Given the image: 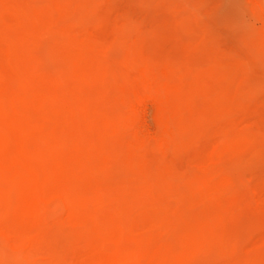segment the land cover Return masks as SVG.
I'll use <instances>...</instances> for the list:
<instances>
[{
	"label": "rangeland",
	"instance_id": "obj_1",
	"mask_svg": "<svg viewBox=\"0 0 264 264\" xmlns=\"http://www.w3.org/2000/svg\"><path fill=\"white\" fill-rule=\"evenodd\" d=\"M0 10V191L16 163L30 181L9 200L31 210L27 223L21 209L2 216L0 198V264H264V0H0ZM9 215L22 217L20 243Z\"/></svg>",
	"mask_w": 264,
	"mask_h": 264
},
{
	"label": "bare ground",
	"instance_id": "obj_2",
	"mask_svg": "<svg viewBox=\"0 0 264 264\" xmlns=\"http://www.w3.org/2000/svg\"><path fill=\"white\" fill-rule=\"evenodd\" d=\"M17 8H18V7H17ZM28 8H29V7H28ZM28 8L26 9V10H27L26 12H28ZM34 9H35V8H34ZM37 9H38V8H37ZM18 10H19V9H18ZM23 10H25V9H23ZM1 11H2V10H0V12H1ZM31 11H32V10H30V12H31ZM36 11H37V10L35 9V12H36ZM14 12H15L16 14H18L16 11H14ZM22 12H23V11H22ZM22 12H21V13H22ZM26 12H23L22 15H20L21 18H22V17H25V15H26L25 19H26V18L28 19ZM35 12H34V13H35ZM16 14H15V15H16ZM2 16H3V15H2ZM20 16H19V14H18L17 17L20 18ZM30 16H31V15H30ZM43 16H45V15H43ZM35 17H36V16H35ZM16 19H17V18H16ZM27 19H26V20H27ZM31 19H33V16H31V18H30L29 20L31 21ZM13 20H15V18H14ZM26 20H25V21H26ZM21 21H23V20H21ZM30 21H29V22H30ZM26 22H28V20H27ZM22 23H23V22H22ZM26 24H27V23H26ZM21 26H22V25H21ZM21 26H19L18 28H22V27H24V26H22V27H21ZM25 26H26V25H25ZM16 27H17V26H16ZM26 27H28V26H26ZM1 32H2V31H1ZM1 32H0V33H1ZM2 33H3V32H2ZM14 38H16V37H13V39H14ZM13 45H15V44H13ZM11 47H12V46H11ZM11 49H12V48H11ZM16 56H17V55H16ZM6 59H8V58L6 57ZM13 59H14V57H13ZM20 59H21V58H20ZM13 61H14V63L16 62L15 60H13ZM13 61L11 62V64L13 63ZM29 81H30V80H29ZM36 84H37V83H36ZM36 84H35V85H36ZM35 89H37V88H35ZM30 91H31V89H30ZM27 92H28V95H29V96H30V94H31L32 96L34 95V94H32V93H29V91H27ZM22 95H23V94H22ZM17 96L20 97V95H17ZM17 96H15V97H17ZM44 97H45V96H44ZM27 98H28V97H27ZM38 98H39V97H38ZM45 98H47V97H45ZM15 99H16V98H15ZM15 99H14V100H15ZM32 100H33V99H31L30 102H31ZM49 100H50V99H49ZM49 100L47 101V103L49 102ZM51 102H53L52 99H51ZM35 104H37V103H35ZM44 105H46V104H44ZM181 105H182V104H181ZM31 110H32V109H31ZM6 111H7V110H6ZM25 111H26V110H25ZM28 111L30 112V109H29ZM29 112L26 111V113H28V115H29ZM6 114H7V113H6ZM9 118H10V117H9ZM25 118H26V117H25ZM25 118H22V119H25ZM26 120H27V119H26ZM3 121H4V120H3ZM5 121H6V120H5ZM32 124H33V123H32ZM2 125L4 126V124H2ZM1 127H2V126H1ZM24 127H25V126H24ZM2 128H3V127H2ZM4 128H6V127L4 126ZM4 128H3V129H4ZM3 129H2V130H3ZM22 129H23V128H22ZM5 130H6V129H5ZM7 132H8V130H7ZM40 132H41V131H40ZM56 132H58V131H56ZM58 133H60V132H58ZM58 133L56 134V136L58 135ZM61 133H62V132H61ZM41 134H42V133H41ZM12 135H13V134H12ZM62 135H64V134L62 133ZM13 137H14V135H13ZM58 137H59V136H57V138H58ZM1 138H2V137H1ZM1 138H0V140H2ZM36 138H37V137H36ZM38 138H39V137H38ZM40 138H41V137H40ZM46 138H47V137H46ZM48 138H49V141L53 140V141H51V143H54V138H53V139H50L51 136H48ZM12 140H13V142H11V144H14V143H15V139L13 138ZM45 140H46V139L44 138V141H45ZM83 140H84V139H83ZM83 140H81V141H83ZM7 141H8V140H7ZM10 141H11V140H10ZM41 141H42V140H41ZM59 141H60V140H59ZM64 141L66 142V140H64V139H63L62 141H60V142L63 143L64 150L66 149V151H68V150L70 149V148L67 149L69 145L67 146V144H64ZM79 141H80V140H79ZM4 142H6V141H4ZM36 142H37V141H36ZM44 143H45V142H44ZM51 143H49V144H51ZM66 143H67V142H66ZM82 143L85 144V146H86V143H87V142L84 140ZM7 144H8V143H7ZM15 144H17V143H15ZM31 144H32L31 146H35L33 143H31ZM41 144H42V143H41ZM17 145H19V144H17ZM0 146H1V145H0ZM61 146H62V145H61ZM66 146H67V148H66ZM7 147H8V146H7ZM55 147L57 148V146H55ZM59 147H60V146H59ZM59 147H58L57 149H59ZM63 147H61V148H63ZM0 148H1V147H0ZM3 148H4V147H3ZM29 148H30V146H29ZM42 148H43V147H42ZM51 148H53V147H51ZM82 148H83V147H82ZM85 148H86V147H85ZM30 149H32V147H31ZM34 149H35V147H34ZM36 149H37V148H36ZM48 149H49V148H48ZM57 149H56V150H57ZM80 149H81V148H80ZM89 149H90V148H89ZM3 150H4V149H3ZM37 150L39 151V149H37ZM53 150H54V148L52 149V151H53ZM86 150H88V149H86ZM91 150H92V149H91ZM59 151H60V150H59ZM62 151H63V150H62ZM75 151H76V150H75ZM88 151H89V153L92 154V152H91L90 150H88ZM11 152L14 153L12 150H11ZM43 152H44V151H43ZM50 152H51V151H50ZM60 152H61V151H60ZM79 152H80V151H79ZM19 153H20V152H19ZM19 153H17V154L15 153V154L17 155V159H18V156H20V157H24L21 153H20V154H19ZM85 153H88V152H85ZM4 154H5V153H4ZM4 154H3V155H4ZM23 154H24V153H23ZM55 154H56V153H55ZM66 154H67V153H66ZM91 154H90V155H91ZM3 155H2V156H3ZM26 155H27V153H26ZM35 155H36V154H35ZM35 155H34V156H35ZM85 155H86V154H85ZM12 156H13V155H11V157H12ZM45 156H46V155H45ZM60 156H61V155H60ZM72 156H76V155H72ZM7 157H8V156H7ZM7 157H6V158H7ZM50 157H51V155L49 156V158H50ZM66 157H67V155H66ZM3 158H4V157H3ZM13 158H14V157H13ZM42 158H43V157H42ZM51 158H52V157H51ZM78 158H79V157H78ZM11 159H12V158H11ZM17 159H16V160H17ZM21 159H22V158H21ZM63 159H64V158H63ZM74 159H76V158H73V160H74ZM1 160H2V159H1ZM1 160H0V161H1ZM9 160H10V159H9ZM25 160L28 161V162L34 163V161H33L34 159H30V160H28V158L26 157ZM35 160H36V159H35ZM43 160H44V159H43ZM64 160H65V159H64ZM73 160H71V162H72V165L75 164V166H72L71 168L74 169V167H75V168L79 169V167H77L76 163H74ZM79 160H80V159H79ZM17 161H19V160H17ZM81 161H82V160H81ZM36 162H37V160L35 161V164H36ZM48 162H49V161H48ZM56 162H57V161H56ZM71 162H70V164H71ZM7 163H9L8 160H7ZM7 163H6V166H7V167H5V168H8ZM61 163H62V162H61ZM63 163H65V162L63 161ZM78 163H79V162H78ZM9 164L12 165V163H9ZM15 164H16V163H15ZM15 164L13 163L12 168H11L12 170L9 171V172H10L9 175L12 176V180H9V179H8V177H9V176H7L8 171L5 170V171H6L5 173H7L5 176H7L8 181H10V182L13 183V184H12V187H13V188L11 187V185L9 186V188L11 187L12 190H13V189L15 188V186H17V187L20 186V189H21V190L23 189L24 191H26L27 188H28V187H27V185H28L27 183L30 181V180L28 179V178H29V175L27 174V175H28V178L26 177L27 175H26L25 177H22V175H21L19 172H17L18 169H17V171H16L17 174H16L15 172H12L13 170H16V167H17V166H16ZM18 164H19V163H18ZM25 164H28V163H25ZM37 164H38L37 166L41 167V165H40L38 162H37ZM4 165H5V164H4ZM33 165H34V164H33ZM58 165H59V164H58ZM66 165H67V164H66ZM87 165H88V164H87ZM15 166H16V167H15ZM35 166H36V165H35ZM37 166H36V167H37ZM42 166H43V165H42ZM10 167H11V166L9 165V169H10ZM55 167H56V166H55ZM64 167H65V165H64ZM32 168H33V167H32ZM48 168H49V167H48ZM66 168L69 169V167H66ZM35 169H36V168H35ZM61 169H63V168H61ZM38 170H39V169H38ZM42 170H43V168H41V170H40V171H41L40 174H41V175H45L46 173H44V171L42 172ZM52 170H54V169L52 168ZM66 170H67V169H66ZM84 170H87V167H86L85 169H83V170H80V171H84ZM28 171H29V170H28ZM61 171H62V173L65 172V171H63V170H61ZM61 171H60V172H61ZM77 171H79V170H77ZM80 171H79V172H80ZM11 172H12V175H11ZM36 172H37V169H36ZM53 172H54V171H53ZM53 172H50V173L53 174ZM60 172H59V173H60ZM79 172H76V170H75V173H74V175H76L75 177H74V175H73V177L70 175V176L73 178V180L71 179L72 181H74V180H79V179H78V176H77L78 174H81V172H80V173H79ZM5 173H2V174H5ZM18 173H19V174H18ZM37 173H38V172H37ZM47 173H48V171H47ZM50 173H49V174H50ZM69 173H70L69 171H68V173L65 172V174L62 176V178H64V176L67 175V174H69ZM76 173H77V174H76ZM0 174H1V173H0ZM15 174H16V175H15ZM13 175H15V176L13 177ZM18 175H19V176H18ZM20 175H21V176H20ZM30 175H32V174H30ZM50 175H51V174H50ZM61 175H62V174L60 173V176H61ZM3 176H4V175H3ZM47 176H48V175H47ZM54 176H55V172H54ZM54 176H53V178H52V176H50V177H51L52 179H54ZM56 176H57V175H56ZM68 176H69V175H68ZM79 176H80V175H79ZM20 177H21V178H20ZM32 177H33V176H32ZM41 177H42V176H41ZM0 178H1V180L4 179V177H2V176H0ZM33 178H35V177H33ZM48 178H49V176L47 177V179H48ZM60 178H61V177H60ZM62 178H61V179H62ZM65 178H67V176H65ZM170 178H171V177H170ZM43 179H44V177H43ZM68 179H69V178H68ZM28 180H29V181H28ZM36 180H37V179H36ZM55 180H56V177H55ZM55 180H54V181H55ZM63 180H64V179H63ZM167 180H168V179H167ZM167 180H166V181H167ZM38 181H40V180H39V177H38ZM49 181H51L50 178H49ZM54 181H53V182H54ZM72 181H71V182H72ZM161 181H162V180H160V183H161V184L159 183L160 185H162V182H161ZM166 181H165V182H166ZM74 182H76V181H74ZM152 182H153V181H152ZM152 182H151V183H152ZM163 182H164V181H163ZM33 183H34V182H33ZM37 183H38V182H37ZM72 183H73V182H72ZM35 184H36V183H35ZM141 184H143V182H141ZM153 184H154V183H153ZM159 184H157L156 186L154 185V186H155V187H158V188H159V187L162 188L163 186H166V185L159 186ZM165 184H166V183H165ZM41 185H43V184H41ZM48 185H49V184L45 185V187L48 186ZM34 186H35V185H34ZM152 186H153V185H152ZM38 187H39V186H38ZM57 187H58V186H57ZM61 187H62V186H61ZM64 187H65V186H64ZM47 188H49V187H47ZM160 188H159V189H160ZM164 188H165V187L162 188V191L164 190ZM16 189H17V188H16ZM32 189H33V188H32ZM32 189H31V190H32ZM35 189H36V188H35ZM35 189H34V190H35ZM56 189H57V188H56ZM62 189H63V188H62ZM77 189H78V188H77ZM93 189H95V188H93ZM99 189H100V188H99ZM139 189H140V187H139ZM172 189H173V188H172ZM2 190H3V189H2ZM12 190L10 189L9 192L11 193ZM34 190H33V191H34ZM46 190H47V189H46ZM63 190H64V189H63ZM90 190H91V188H89V191H90ZM125 190H126V189H125ZM154 190H156V189L154 188V189H153V192H154ZM174 190H176V188H175ZM24 191H19V192H20V193H22V192L25 193ZM36 191H37V190H36ZM69 191H70V189H69ZM69 191H68V190H65V191H63L62 194H63L66 198H68V200H71L70 197H72V194L70 195V192H71V191H70V192H69ZM119 191H121V189H119ZM138 191H139V190H138ZM151 191H152V190H151ZM166 191H167V190H166ZM166 191L164 190L165 193H166ZM168 191H169V190H168ZM9 192H8V191L6 192V189H5V191H0V193H2V195L6 194V196H8V195L10 194ZM15 192H16V191H15ZM27 192H28V191H27ZM37 192H38V194H39V191H37ZM72 192H73V191H72ZM164 192H163V193H164ZM174 192H175V191H174ZM8 193H9V194H8ZM35 193H36V192H35ZM47 193H48V192H47ZM55 193H56V192H55ZM88 193H89V192H88ZM90 193H91V191H90ZM165 193H164V194H165ZM31 194H33V193H31ZM36 194H37V193H36ZM60 194H61V193H60ZM91 194H93V193H91ZM135 194H136V193H135ZM142 194H143V193H142ZM166 194H167V193H166ZM10 195H11V194H10ZM34 195H35V194H34ZM39 195H40V194H39ZM49 195H50V193H49ZM140 195H141V193H140ZM4 196H5V195H4ZM4 196H3V197L0 196V198H2V199H3V198H8V199H3V200H5L6 202H5V201L3 202V200H2V202H1V200H0L1 204H3V210H4V211H2V212H3L2 216H3V215L5 216V214H6L7 212H9V211L12 212V216H13V215H17V212H18L17 209H18V210L21 209L20 211H22V212H21L20 214H21V216L23 215V216H22L23 219H22V217H21L22 222H23V221H26L25 223H27V221H28L27 218H28V217H27L26 215H28V213H30V212H28V211H31V210L28 209V208H26L27 210H26L25 208H23V207H25V205H24L25 203H24V202H23V205L19 204V206L21 205L22 207H21V206H20V207H18V206L16 207L15 204L17 203V200H19V199H16V202H15V199H14V200H13L14 203H15V204H14L12 201L9 200V198H10L11 196H10V197H9V196H8V197H4ZM145 196H146V192H145V194H144V196H143L144 199H145ZM34 197H35V196H34ZM37 197L39 198V196H37ZM131 197H132V195L129 196V198H131ZM136 197H137V195H136ZM140 197L143 198L142 196H140ZM17 198H18V197H17ZM24 198H25V197H24ZM29 198H30V197H29ZM77 198H78V197H77ZM93 198H94V197H93ZM134 198H135V196H134ZM138 198H139V196H138ZM141 198H139V199H141ZM35 199H36V198H35ZM91 199H92V197H91ZM132 199H133V198H132ZM7 200H8V201H7ZM11 200H12V198H11ZM94 200H95V198H94ZM161 200H162V199H161ZM82 201H83V200H82ZM133 201H134V199H133ZM133 201H132V202H133ZM10 202H11V203H10ZM137 202H138V201H137ZM160 202H162V201H160ZM163 202H166V201L163 200ZM167 202H168V201H167ZM6 203H8V204H6ZM80 203H81V202H80ZM129 203H131V202H129ZM155 203H156V204H159L158 201H156ZM4 204L7 205V206L4 207ZM13 204H14V206H13ZM83 204H84V203H83ZM90 204H91V203H90ZM126 204H127V203H126ZM134 204H135V203H134ZM164 204H165V203H164ZM166 204H167V203H166ZM166 204H165V205H166ZM1 206H2V205H1ZM11 206H12L13 208H11ZM26 206H27V205H26ZM28 206H29V205H28ZM124 206H125V205H124ZM14 207H15L16 209H15ZM31 207H32V206H31ZM168 207H170L169 204H168ZM134 208H135V206H134ZM165 208H167V207H165ZM1 209H2V208H1ZM1 209H0V212H1ZM14 209L16 210V212L14 211ZM23 209H24V211H23ZM32 209H33V208H32ZM82 209L84 210V209H86V207H85V208H82ZM135 209H136V208H135ZM167 209H168V208H167ZM20 211H19V212H20ZM26 211H27V212H26ZM169 211H170V210H169ZM169 211H168V212H169ZM25 212H26V213H25ZM136 212H137V211H136ZM9 213H10V212H9ZM14 213H15V214H14ZM23 213H24V214H23ZM162 213H163V212H161V215H162ZM0 214H1V213H0ZM10 214H11V213H10ZM6 216L8 217V213H7ZM12 216L9 215V219H8V221L11 222V220L13 221V219L16 218L15 216H13V217H15V218H13ZM24 216L27 217V218H25ZM10 217H12L13 219H11ZM103 217H104V216H103ZM168 217H170V214H169ZM1 218H2V217H1ZM3 218H4V217H3ZM17 218H20V215H19V217H17ZM17 218H16V219H17ZM104 218H106V217H104ZM166 218H167V217H166ZM6 219H7V218H6ZM10 219H11V220H10ZM16 219H15V220H16ZM21 219H20V220H21ZM25 219H26V220H25ZM107 219H108V217H107ZM20 220H16L17 222H13V224L16 223L17 227L14 228V227L12 226V227H13V230H15V232H16V230L18 229V232H19V233L16 232L17 235H16V233H14V234L16 235V237H18V238H16V239H20V237H21V239H20L21 241H19V243L22 242V239L24 238L23 235L25 236V234H26V233H24V232H26L25 230L22 232V229H24L25 226H24V224H21V221H20ZM101 220H102V219H101ZM103 220H104V219H103ZM108 220H109V219H108ZM113 220H115V219H113ZM122 220H123V218L120 219V222H121L122 224H124V222H125L124 226H126V228L129 229L128 226L126 225V221H124V220L122 221ZM165 220H167V219H165ZM165 220H164V221H165ZM19 221H20V222H19ZM111 221H112V219H111ZM116 221H117V220H116ZM158 221H159V220H158ZM10 222H9V225H13L12 222H11V223H10ZM28 222H29V221H28ZM112 222H113V221H112ZM128 222H130V220H129V221L127 220V223H128ZM2 223H3V222H2ZM5 223H6V222H5ZM110 223H111V222H110ZM6 224H7V223H6ZM19 224H20V229L18 228ZM114 224H115V223H114ZM16 225H14V226H16ZM117 225H118V224H117ZM1 226H3V225H1ZM5 226H6V225H5ZM7 226H8V224H7ZM22 226H23L24 228H23ZM12 227H10L11 229L8 228V227H7V228L5 227V228H6L5 230H6L7 233H9V234L12 233V235H13V232H14V231L12 230ZM16 228H17V229H16ZM21 228H22V229H21ZM130 228H131V227H130ZM112 229H114V228H112ZM131 229H132V228H131ZM19 230H21V231H19ZM191 230L194 231V228H192ZM195 230H197L196 227H195ZM2 231H3V230H2ZM12 231H13V232H12ZM129 231H130V229H129ZM129 231H128V232H129ZM142 231H143V230H142ZM199 231H200V229H199ZM6 232H5V233H6ZM21 232L24 233V234L22 235ZM116 232H117V231H116ZM130 232H131V231H130ZM137 232H138V231H137ZM143 233H144V232H143ZM193 233H194V232H193ZM19 234H20V235H19ZM126 234H127V233H126ZM131 234H132V233H131ZM145 234H146V231H145L144 235H145ZM152 234H153V233H152ZM12 235H11V237H12ZM15 235H13V237H14ZM21 235H22V236H21ZM119 235H120V234H119ZM133 235H134V234H132V237H133ZM135 235H136V236H137V235L139 236V235H141V232H140V233H137V234L135 233ZM135 235H134V236H135ZM144 235H143V236H144ZM6 236L8 237V235H6ZM128 236H129V235H128ZM145 236H146V235H145ZM148 236H149V235H148ZM9 237H10V236H9ZM13 237H12V238H13ZM132 237H131V238H132ZM133 238H134V237H133ZM134 239H136V238H134ZM134 239H132V240H134ZM153 239H154V238H153ZM138 240H139V239H138ZM142 240H143V239H142ZM154 240H155V239H154ZM154 240L152 241V243H150V245H149L150 248L152 247L151 244L153 245ZM134 241H136V240H134ZM134 241H133V242H134ZM145 241H147V240H145ZM150 241H151V240H150ZM126 242H127V241H126ZM127 243H128V242H127ZM135 243H136V242H135ZM141 243L145 244V243H147V242L141 241L140 244H141ZM124 244H126V243H124ZM138 244H139V243H138ZM136 245H137V243H136ZM146 245H147V244H146ZM126 246H127V244H126ZM127 247H128V246H127ZM129 247H130V246H129ZM117 248H118V247H117ZM117 248H116V249H117ZM131 249H132V248H131ZM139 249H140V247H139ZM128 250H129V248H128ZM140 250H142V252H144V248L141 247ZM114 251H115V250H114ZM116 251H117V250H116ZM132 251H133V250H132ZM124 252H126V251H124ZM124 252H123V253H124ZM119 253H122V251L119 252ZM133 253H135V252H133ZM137 253H138V254H137V257H138V255H140L139 253H141V252L137 251ZM144 253H146V252H144ZM147 253H148V252H147ZM125 254H126V253H125ZM119 255H120V254H119ZM141 255H142V253H141ZM145 255H146V254H145ZM87 257H88V256H87ZM87 257H86V258H87ZM89 257H90V256H89ZM119 257H120V256H119ZM123 257H124V256H123ZM135 257H136V256H135ZM139 257H140V256H139ZM86 258H84V259H86ZM92 258H94V257H92ZM141 258H142V257H141ZM90 259H91V258H90ZM97 259H98V258H97ZM97 259H96V260H97ZM102 259H105V258H102ZM129 259H130V257H129ZM142 259H144V258H142ZM92 260H93V259H92ZM109 260H110V259H109ZM93 261H94V260H93ZM99 261H100V258H99ZM128 261H129V260H128ZM137 261L140 262L141 260L139 261V259H138ZM84 262H85V260H84ZM87 262H88V261H87ZM90 262H91V261H90ZM93 263H94V262H93ZM93 263H92V264H93ZM97 263H98V262H97ZM110 263H112V261H110L108 264H110ZM113 263H114V262H113ZM124 263H126V262L124 261ZM98 264H104V263H101V262H100V263H98ZM115 264H116V263H115Z\"/></svg>",
	"mask_w": 264,
	"mask_h": 264
}]
</instances>
